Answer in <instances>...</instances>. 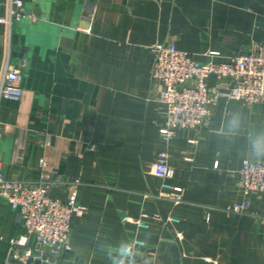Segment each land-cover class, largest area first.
Returning a JSON list of instances; mask_svg holds the SVG:
<instances>
[{"label":"crops","instance_id":"obj_1","mask_svg":"<svg viewBox=\"0 0 264 264\" xmlns=\"http://www.w3.org/2000/svg\"><path fill=\"white\" fill-rule=\"evenodd\" d=\"M7 2L0 0V17ZM25 10L10 35L0 22V77L6 59L24 72L21 99L0 98L3 171L45 179L63 201L79 178L85 208L73 215L70 249L52 255L31 235L35 257L111 264L109 251L130 243L134 264H264V221L226 210L248 198L251 212L264 214V192L246 195L238 180L244 160H264L250 143L264 133V101L221 98L208 124L176 128L167 140L162 85L151 75L159 42L174 41L201 63L258 49L264 0H26ZM233 116L240 117L235 130ZM160 150L169 153L181 202L158 196ZM26 233L0 197V261L11 239Z\"/></svg>","mask_w":264,"mask_h":264},{"label":"built area","instance_id":"obj_2","mask_svg":"<svg viewBox=\"0 0 264 264\" xmlns=\"http://www.w3.org/2000/svg\"><path fill=\"white\" fill-rule=\"evenodd\" d=\"M26 0H8L7 11L0 17L9 27L28 16ZM156 55L152 64V80L162 88L159 100L166 105L167 120L161 128L165 139L175 135L176 128H199L209 123L212 105L221 98H239L246 104L264 101V45L248 53L233 55L229 61L210 60L198 62L176 42H159L155 45ZM215 76L216 83L210 85L208 78ZM24 72L9 64L6 59L0 77V98L18 101L23 96ZM45 165V159L41 160ZM153 172L163 179L164 190L158 196L168 197L176 203L182 201V187L170 183L174 169L169 163L167 150H160L153 162ZM239 185L243 192H264V160H244L238 170ZM67 201L49 194L50 182L45 179L25 180L9 178L3 171L0 159V197L5 198L23 219L26 234L11 239L5 260L0 264H34L31 258L35 250L28 246L32 235L43 247H49L52 255L70 249L71 222L75 213L85 208L78 204L79 178L75 179ZM171 190V191H170ZM226 210L235 214H254L264 221V214L251 212L250 201L244 198L228 206ZM142 216H147L142 213ZM174 219V218H172ZM140 227L147 224L138 220ZM137 243L141 241L137 240ZM22 248H19V247Z\"/></svg>","mask_w":264,"mask_h":264},{"label":"clouds","instance_id":"obj_3","mask_svg":"<svg viewBox=\"0 0 264 264\" xmlns=\"http://www.w3.org/2000/svg\"><path fill=\"white\" fill-rule=\"evenodd\" d=\"M240 127V117L233 116L229 121V128L235 130ZM250 143L254 154L258 157L264 156V133L256 134L250 137ZM136 252L130 243H122L115 248L114 251H109L108 256L111 264H134Z\"/></svg>","mask_w":264,"mask_h":264},{"label":"water","instance_id":"obj_4","mask_svg":"<svg viewBox=\"0 0 264 264\" xmlns=\"http://www.w3.org/2000/svg\"><path fill=\"white\" fill-rule=\"evenodd\" d=\"M34 264H53L52 258H49L48 255H44L42 257H34L30 259V262Z\"/></svg>","mask_w":264,"mask_h":264}]
</instances>
